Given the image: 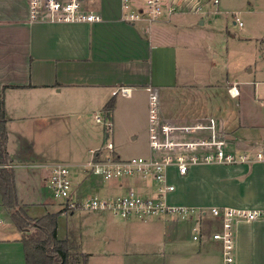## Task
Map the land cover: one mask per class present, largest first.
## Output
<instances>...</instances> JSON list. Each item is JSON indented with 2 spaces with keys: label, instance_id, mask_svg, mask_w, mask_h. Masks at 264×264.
<instances>
[{
  "label": "crops",
  "instance_id": "0c3cea01",
  "mask_svg": "<svg viewBox=\"0 0 264 264\" xmlns=\"http://www.w3.org/2000/svg\"><path fill=\"white\" fill-rule=\"evenodd\" d=\"M164 4L166 13L156 22H124L121 0H93L91 7L103 15L102 21L46 23L29 20L28 0H0V94L7 117V149L13 158L9 166L15 171L20 204L30 216L61 209L43 200L41 186L49 188V171L29 167L37 163L71 159L73 194L78 198L111 197L132 187L154 192V182L147 184L139 177L106 180L80 169L92 158L91 150L104 146L106 129L90 126V119L99 123L96 114L115 115L119 94L113 91L120 86L131 88L129 94L121 95L124 98L131 97L136 87L148 93L144 126L149 103L146 87L152 84L166 95L165 102L169 97L166 117L185 121L215 114L225 119L234 148H264V87H259L264 80L256 76H264V67L256 62L248 76L234 79L227 72L225 84L239 83V102L227 93L223 99L231 106L220 109V84L210 66L189 73L179 69L189 65L191 47L184 38L201 0H165ZM172 6L176 10L170 14ZM173 24L183 27L176 31ZM156 54L158 61L172 54L174 72L163 70L156 75ZM258 56L264 60V55ZM193 84L207 85L199 99L186 95L192 90L187 86ZM110 100L115 106L107 115ZM125 113L122 135L128 133L135 139L133 133L141 129L136 112L128 107ZM240 127L248 128L244 138L234 133ZM100 154L109 155L104 150ZM171 181L176 185L168 197L171 203L264 209V160L198 165ZM34 203L43 210L32 215L29 206ZM0 208H5L1 193ZM11 212L6 218L12 223L0 225V264H27L24 230L12 227ZM114 216L102 230L105 238L97 244L100 249L85 252L89 253L87 264H223L222 243L212 238V232L221 228L219 218L209 214L199 220L132 216L117 221ZM197 221L204 234L200 239L193 237ZM235 235V264H264V219L237 221Z\"/></svg>",
  "mask_w": 264,
  "mask_h": 264
},
{
  "label": "built area",
  "instance_id": "2783aa9c",
  "mask_svg": "<svg viewBox=\"0 0 264 264\" xmlns=\"http://www.w3.org/2000/svg\"><path fill=\"white\" fill-rule=\"evenodd\" d=\"M93 0H28L29 20L46 23H77L102 21L103 15L91 7ZM218 0H215L217 3ZM165 0H121V19L134 23L142 19L150 22L160 20L166 13ZM200 6L197 7L199 9ZM175 6L169 7L171 14ZM242 25V21L236 16ZM149 92V154L122 158L115 153V145L109 138L99 149L91 150L92 158L85 164V172L106 180L139 177L147 184L154 182V192H140L132 187L125 193L111 197L73 194V180L70 165L66 162L37 163L29 165L49 171V188L53 196L61 200L63 213L74 210L110 211L112 214L129 218H150L172 216L180 219L199 220L206 214L221 221V228L212 232V238L222 243L223 264H235V225L239 220L264 219L263 208H235L212 206L211 208L178 205L169 201V195L176 189L171 177L188 175L191 168L208 164H241L264 160V148L231 147L232 140L225 119L215 114L196 117L191 120H176L166 117L161 108V92L157 86L147 85ZM129 86H120L114 95H127ZM232 98L240 96L239 83L228 86ZM97 121L102 116L96 114ZM109 126L110 123H109ZM103 149L109 155L100 157ZM4 223L0 210V225ZM194 239L202 233L199 221L193 227Z\"/></svg>",
  "mask_w": 264,
  "mask_h": 264
},
{
  "label": "rangeland",
  "instance_id": "374dc122",
  "mask_svg": "<svg viewBox=\"0 0 264 264\" xmlns=\"http://www.w3.org/2000/svg\"><path fill=\"white\" fill-rule=\"evenodd\" d=\"M182 5L183 10H185V5ZM194 11L192 13L193 22L189 24L190 28L188 27L187 30L189 32H187L184 38L187 41L185 44L191 47L188 57L189 65H186V68L183 66L184 68L182 67L179 69L189 73L190 71L195 72L199 69L204 70L207 65L210 66L213 69V73L217 76L216 78H218L217 82L220 84L218 107L222 109V107L231 106L226 99H223L226 97L228 86L230 85L225 84L227 72L229 73L230 79H234L237 77L236 75L243 76L244 74L248 76L249 69L252 66H256V62L257 65L264 67V60L258 56L260 54L264 55V0H218L217 3H215V0H201L200 9L196 10V12ZM235 14L239 17V20L242 21V25H239V21L236 20ZM173 27L177 31L183 26L182 24H173ZM155 56L154 67L156 75L163 72V70L174 72L172 54L169 58L167 56L162 57L160 61H158L157 54ZM202 60L203 62H201ZM256 76H258L260 80H264V76H260L259 73H257ZM250 77L255 78L253 74ZM187 87H191L192 90L186 93V95L191 96L193 99L196 97L199 99V94L201 93L204 95L207 85L193 84ZM259 87H264V81L260 83ZM162 91H164V89ZM132 92L129 98H124L121 94L118 95L117 101H119V107L113 117L111 116L110 118L101 114L103 118L101 123H97L95 120L90 119V126L92 127L99 125L101 128H110L109 137L114 142L115 151L124 158L145 155L149 148V103L146 107V126H144L145 109L143 107L148 93L146 94V91L142 87L133 88ZM184 92L185 91H183V93ZM165 100L166 95L161 92V108L163 109L164 115L166 114V109L168 110V108H170L169 104H167L169 97L167 96V102H165ZM234 100L239 102V98ZM128 107L135 110L137 122L139 123L138 126L141 127L139 131L137 129V131L133 133L134 136L137 135L135 139L129 137L128 133L122 135V129H124L123 126L126 118L125 108ZM109 123L111 126H109ZM235 123L239 125L238 119ZM246 129L248 128L240 127L234 133L238 135V138H244ZM104 134L102 145H105L109 139L106 133ZM230 146L233 147V144H230ZM65 147L67 148L69 146ZM103 150L104 153L109 152L106 149ZM71 152H73V150H71ZM86 152H88L87 155L89 156L90 152ZM64 160L67 161L66 163L71 162V159ZM64 160L60 159L57 161L65 162ZM70 166L72 169L74 168L72 165ZM83 168V166H80L81 170ZM27 169L30 170L29 168ZM93 180L95 181L96 179ZM42 185L41 193L43 200L54 203V209L62 208V204L59 203L61 200L53 196L46 184L44 185V183H42ZM39 205L40 204L34 203L29 206L32 215L43 210V207ZM0 210L3 212L5 224H11V220L6 218V216L10 215L9 213L11 210L5 208H0ZM71 213L72 211H67L65 215L58 216V237H69L71 241H77L81 250L84 252L100 249V246H97V244L102 242L105 238L103 235L104 231L102 230L106 227L110 217L114 216L112 212L74 210L73 214ZM114 219L117 221H124L126 218L114 216ZM15 226L12 225V227L17 229L18 227ZM31 230L34 231L35 229L31 227Z\"/></svg>",
  "mask_w": 264,
  "mask_h": 264
},
{
  "label": "trees",
  "instance_id": "16d2710c",
  "mask_svg": "<svg viewBox=\"0 0 264 264\" xmlns=\"http://www.w3.org/2000/svg\"><path fill=\"white\" fill-rule=\"evenodd\" d=\"M114 106L115 101L110 100L106 108L107 115H110ZM6 121L4 101L0 94V193L3 205L12 211L13 222L19 229L24 230L22 240L27 264H87L89 253L82 251L77 241L73 242L69 237H58L57 218L63 213V208L35 218L20 204L15 171L9 166L13 158L7 149ZM31 227L35 230L32 231Z\"/></svg>",
  "mask_w": 264,
  "mask_h": 264
},
{
  "label": "water",
  "instance_id": "95a60500",
  "mask_svg": "<svg viewBox=\"0 0 264 264\" xmlns=\"http://www.w3.org/2000/svg\"><path fill=\"white\" fill-rule=\"evenodd\" d=\"M228 137H229L230 139L234 138V136H232V135H229Z\"/></svg>",
  "mask_w": 264,
  "mask_h": 264
}]
</instances>
